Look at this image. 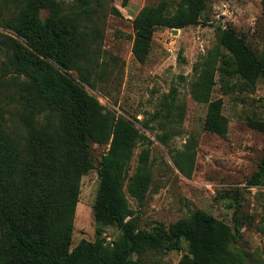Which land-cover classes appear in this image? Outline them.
I'll return each instance as SVG.
<instances>
[{"label": "trees", "instance_id": "1", "mask_svg": "<svg viewBox=\"0 0 264 264\" xmlns=\"http://www.w3.org/2000/svg\"><path fill=\"white\" fill-rule=\"evenodd\" d=\"M3 1L14 4V11L6 17L0 13V80L9 79L15 90L23 131L17 133L0 114V264H142L146 252H178L182 245L186 253L178 264H250L246 253L235 250L239 226L234 223L232 229L201 210L167 228L137 229L124 189L137 202L144 200L151 184L149 149L142 150L131 176L129 164L139 145L152 143L132 121L106 109L84 89L92 84L80 69L93 54L88 36L79 30L81 20L66 14L58 0ZM79 1L84 14L95 12L91 0ZM113 1L107 0L109 13L120 17ZM174 1L145 6L132 20L131 53L138 63L147 59L156 30L196 25L207 4ZM260 3L264 23V0ZM42 11L48 12L44 19ZM218 36V45L229 52L219 70L228 89L264 79V29L259 56L232 32ZM73 70L79 81L67 74ZM211 84L207 79L196 84L194 99L207 104L203 130L223 138L228 121L222 100L211 99ZM161 117L157 112L150 121ZM249 126L264 133V121ZM141 128L151 129L145 122ZM92 144L107 148L96 170L95 240L82 239L72 248L81 178L93 169ZM194 147L193 140L182 160L174 158L179 170L184 171V165L191 169ZM263 179L264 155L248 183L257 186ZM106 227L120 232L112 247L101 238Z\"/></svg>", "mask_w": 264, "mask_h": 264}, {"label": "rangeland", "instance_id": "2", "mask_svg": "<svg viewBox=\"0 0 264 264\" xmlns=\"http://www.w3.org/2000/svg\"><path fill=\"white\" fill-rule=\"evenodd\" d=\"M159 1L114 0L112 5L121 13L118 17L109 13L107 0L102 4L91 0L95 12L90 15L82 12L85 6L79 0H58L66 14L78 15L79 30L88 36L93 60L80 72L89 76L92 86L83 85L84 89L106 109L132 121L152 143L139 145L129 164L131 176L140 153L149 149L151 184L144 200L137 202L124 189L133 211L132 223L139 230L149 231L156 225L167 228L201 210L232 229L237 224L240 236L235 250L246 253L250 264H264V179L257 186L248 183L264 155V133L249 126V122L264 121V79L228 89L219 70L229 52L218 45L219 33L232 32L259 56L264 29L260 0H207L196 25L176 29L177 33L156 30L147 59L140 64L131 53L132 20L140 9ZM13 8L14 4L0 0L3 17ZM40 16L44 19L48 12L42 11ZM67 74L79 81L76 70ZM205 79L212 83L211 99L222 100V114L228 121L223 138L203 130L207 104L194 99V94L196 84ZM14 96L10 80H0V114L21 133V108ZM168 111L172 113L166 116ZM157 112L164 117L150 121ZM143 122L151 129H142ZM193 140L191 169L184 165L181 171L174 158L182 160L186 145ZM106 149L95 144L89 148L93 169L81 178L72 248L82 239L95 240L96 170ZM119 237L115 227H106L101 235L104 245L111 247ZM185 253V245L178 252H146L142 264H178Z\"/></svg>", "mask_w": 264, "mask_h": 264}, {"label": "water", "instance_id": "3", "mask_svg": "<svg viewBox=\"0 0 264 264\" xmlns=\"http://www.w3.org/2000/svg\"><path fill=\"white\" fill-rule=\"evenodd\" d=\"M178 30L174 29L173 32L177 33Z\"/></svg>", "mask_w": 264, "mask_h": 264}]
</instances>
